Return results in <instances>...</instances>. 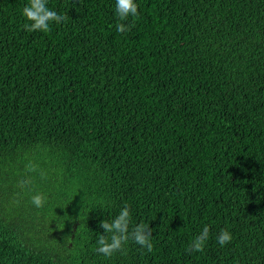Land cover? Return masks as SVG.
Listing matches in <instances>:
<instances>
[{
  "label": "trees",
  "instance_id": "obj_1",
  "mask_svg": "<svg viewBox=\"0 0 264 264\" xmlns=\"http://www.w3.org/2000/svg\"><path fill=\"white\" fill-rule=\"evenodd\" d=\"M136 3L130 32L116 0H47L68 19L28 32L0 0V264H264V0ZM125 205L153 250L103 256Z\"/></svg>",
  "mask_w": 264,
  "mask_h": 264
},
{
  "label": "clouds",
  "instance_id": "obj_2",
  "mask_svg": "<svg viewBox=\"0 0 264 264\" xmlns=\"http://www.w3.org/2000/svg\"><path fill=\"white\" fill-rule=\"evenodd\" d=\"M115 12L118 17L116 30L118 33L130 32L135 27V18L139 16L138 4L136 0H116ZM22 15L27 21L23 28L28 32L50 30V22L62 23L68 19L67 15L58 14L47 6V0H28V4L22 9ZM129 17L132 23L127 24ZM32 164L26 165V171H36ZM41 178H45L41 173ZM32 183L31 179L19 181V187L25 188ZM47 201L43 193H37L31 197V203L36 208H42ZM131 223L130 206L125 205L119 214L111 221L104 219L99 223V227L104 230L103 234L98 235L96 251L106 257H111L116 252H123L124 246L129 240L146 248L148 252L153 250L151 242L152 229L144 223H139L129 230ZM210 228L205 226L202 231L189 243L187 251L202 252L206 241L209 239ZM233 239L232 233L227 229H222L217 237V242L223 247Z\"/></svg>",
  "mask_w": 264,
  "mask_h": 264
}]
</instances>
